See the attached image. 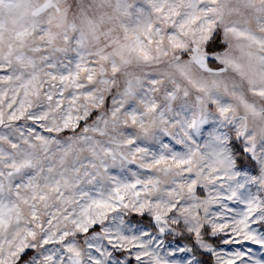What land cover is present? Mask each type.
<instances>
[{"label":"snow or ice","instance_id":"snow-or-ice-1","mask_svg":"<svg viewBox=\"0 0 264 264\" xmlns=\"http://www.w3.org/2000/svg\"><path fill=\"white\" fill-rule=\"evenodd\" d=\"M0 264H264V0H0Z\"/></svg>","mask_w":264,"mask_h":264}]
</instances>
